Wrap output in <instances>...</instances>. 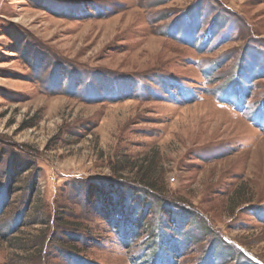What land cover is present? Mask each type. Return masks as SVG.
<instances>
[{
    "label": "rangeland",
    "instance_id": "obj_1",
    "mask_svg": "<svg viewBox=\"0 0 264 264\" xmlns=\"http://www.w3.org/2000/svg\"><path fill=\"white\" fill-rule=\"evenodd\" d=\"M0 264H264V0H0Z\"/></svg>",
    "mask_w": 264,
    "mask_h": 264
},
{
    "label": "trees",
    "instance_id": "obj_2",
    "mask_svg": "<svg viewBox=\"0 0 264 264\" xmlns=\"http://www.w3.org/2000/svg\"><path fill=\"white\" fill-rule=\"evenodd\" d=\"M131 197H133V196H131ZM132 199H134V197L131 198V200H132ZM134 200H135V199H134ZM135 202H138V201L135 200ZM119 206H120L121 209H120L119 211H117V215H116L117 217H120L121 215L123 216V211H124V210L122 209V205H119ZM120 212H121V213H120ZM177 212L180 213V211H177ZM108 216H110V215H108ZM114 217H115V215L111 216V222H112V224L115 225V226L119 225V227H121V226L123 227L122 222L116 223V222H117V219L114 220ZM123 223H124V220H123ZM125 228H126L125 231H126L127 234H129L131 231H132V233L138 231V230H137V229H138V226H135V225H132V227H129V226H127V225L125 224ZM132 233H131L130 235H133ZM168 239H169V238H168ZM168 239H167V241L170 240V239H169V240H168ZM163 241H164V243H162V244H164V245H163V248H164V247H166V245L168 244V242L166 241V238H165V237L163 238ZM220 243H221V242H220ZM221 244H222V243H221ZM216 254H217V253H216ZM209 255H210V256L212 255L211 257L213 258L214 253H213V254L211 253V254H209ZM216 256H217V255H216ZM207 259H208V257H207Z\"/></svg>",
    "mask_w": 264,
    "mask_h": 264
}]
</instances>
